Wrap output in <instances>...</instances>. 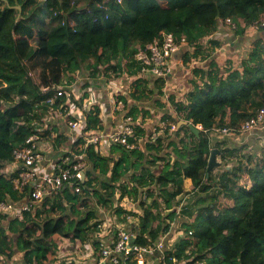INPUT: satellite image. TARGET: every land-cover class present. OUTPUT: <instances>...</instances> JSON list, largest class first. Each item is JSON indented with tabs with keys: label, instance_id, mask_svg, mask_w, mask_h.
Listing matches in <instances>:
<instances>
[{
	"label": "trees",
	"instance_id": "trees-1",
	"mask_svg": "<svg viewBox=\"0 0 264 264\" xmlns=\"http://www.w3.org/2000/svg\"><path fill=\"white\" fill-rule=\"evenodd\" d=\"M86 9L97 19L95 23L83 13ZM263 13L264 0H0V166L11 160L14 150L25 145L34 132V122L47 112L45 88L70 83L74 73L86 67H106L137 76L131 95L148 98L138 67H122L123 61L133 57L137 45L150 43L162 32L171 33L176 38L183 36L186 45L194 49L184 62L206 61L204 49L215 44L208 38L219 20H242L249 27ZM71 21L75 22L74 29L69 26ZM194 74L193 87L182 100L169 98L175 117L166 115L162 120L180 117L200 125L197 137L180 125L178 132L189 134L190 140L178 134L176 143L164 130V135L146 143L150 152L147 158L140 150L131 153L122 147H114L110 157L90 155L88 162L94 169L109 170V162H113L107 181L87 173V180L80 184L85 198L66 190L43 211L57 209L61 213L52 222L36 223L25 215L10 220L8 232L0 225V255L13 257L16 244L26 252L23 264H46L70 242L81 247L92 227V211L85 208L88 198L100 201L104 189L106 197H112L116 188L113 183L131 170L140 186L155 187L149 189L151 202L142 204L140 235L145 233L155 240L170 229V224L178 220L176 211L168 213L169 222L165 223L158 212L159 200L172 206L175 198L186 192L184 180L191 179L194 201L179 214L184 220L182 229L193 231L196 250L186 254L190 240H180L176 258L188 260L195 255L205 264H264V161L251 165L254 155H244L240 157L243 160H236L235 165L221 172L228 164L226 155L236 150L211 143L208 134L216 120L222 122L227 117L229 124H238L264 106V48L256 43L240 67L226 68L211 60L207 71L196 67ZM130 114L137 119L139 111L131 109ZM98 116L99 110L88 115V128L100 126ZM135 134L138 139L144 135L140 122ZM168 148L170 152L163 154ZM212 148L218 149L221 158L216 175L200 168L207 166ZM13 177L0 174V200H21L22 195L13 188ZM97 184L101 190L93 191ZM222 190L236 195L226 197L218 207L216 201ZM67 207L74 210L76 220L65 215ZM6 219V215H0V221ZM71 223L73 235L69 232ZM167 264L173 262L167 260Z\"/></svg>",
	"mask_w": 264,
	"mask_h": 264
},
{
	"label": "built area",
	"instance_id": "built-area-1",
	"mask_svg": "<svg viewBox=\"0 0 264 264\" xmlns=\"http://www.w3.org/2000/svg\"><path fill=\"white\" fill-rule=\"evenodd\" d=\"M121 1L116 0L117 3ZM83 13L91 17L92 23L97 21L92 17L90 9L84 10ZM223 21L232 29L236 28L229 18ZM69 26L74 29L75 22L71 21ZM248 28L253 31L264 29V13L252 21ZM182 45H186L183 36L176 38L171 33L162 32L150 43L144 46L137 45L133 57L123 61L122 67L131 65L133 70L138 67V75L141 78L165 81L177 65L175 56ZM261 45L264 48V42ZM128 76L131 75L120 69L91 68L76 71L70 83L54 84L43 90L48 94L45 100L48 105L47 112L39 122H34V132L26 139L25 145L14 150L11 160L0 166L1 175L7 169H11L10 175H14L13 188L22 195L18 202L10 199L0 200V215L15 214L20 219L28 215L37 222L48 205L54 203L57 197H61L64 191L67 190L72 196L83 195L80 184L87 180L90 155L110 157L114 147H122L131 153L140 150L139 140L135 134L139 120L130 114L126 100L121 98L124 93H131L127 82ZM100 91L112 99L113 113L120 117L117 124L108 132L101 129V124L95 128H88L87 125L88 115H93L99 110L96 96ZM98 118L100 119V116ZM226 121L224 126H214L210 129L208 134L211 142L218 136L235 138L242 134L253 135L256 131L264 132V106L238 124H229L228 119ZM199 127L202 130V127ZM164 130L175 134L178 125L175 121H161L159 127L154 128L150 140ZM65 136L71 139V147L54 158H47L46 154L53 153L55 145L61 143ZM112 165L113 162H109L106 174L108 178ZM200 168L206 169V166ZM113 185L116 188L112 197H106L104 189L101 190L102 199L100 201L95 199L97 201L95 207L101 218L92 220V227L83 237L81 247L72 244L71 253L63 257L65 260L63 264H167V260L173 264H205L195 255L188 260H178L175 256L176 244L180 240H190V244L185 248L186 254L189 255L196 250L193 231L186 232L181 227L184 220L180 219L179 213L185 205L176 208L173 204L168 207L164 200H159L158 212L164 222H169L166 219L169 212L176 211L179 230L172 234V224L176 222L174 221L168 231H162L155 240H152L145 233L140 235V232L142 204L151 202L149 189L155 187L140 186L131 170L124 172ZM95 190L97 188L93 187V191ZM134 190H137L136 194L131 193ZM88 199L93 200L94 197L90 196ZM65 203L66 200L62 199V204ZM139 240H144L145 243L142 244ZM64 247L65 250L61 249L60 253L67 251V247ZM52 258V262L54 261L52 264H58L54 260L58 256ZM13 260V257L7 259L0 256V264H16L12 263Z\"/></svg>",
	"mask_w": 264,
	"mask_h": 264
},
{
	"label": "crops",
	"instance_id": "crops-1",
	"mask_svg": "<svg viewBox=\"0 0 264 264\" xmlns=\"http://www.w3.org/2000/svg\"><path fill=\"white\" fill-rule=\"evenodd\" d=\"M234 24L236 25V28L232 29L223 20H219L215 25L213 33L208 38V40L215 42V44L205 49L204 45H199L201 46V49L203 48L205 51L203 55H208V59L206 61L190 60L184 62L186 55L191 56L194 49L188 45H182L180 46L179 52L175 56L177 65L174 67L173 72L165 81L151 78L146 80L138 75L144 82L143 86L147 89L146 95L148 98L137 99L132 96L131 93H124L125 95L121 96V98L123 97L126 100L130 110L135 109L139 111L137 118L142 125L144 135L138 139V144L140 151L144 152L145 156L150 153L146 150V143L151 139L152 133H154V128L159 127L161 121H163L162 117L170 115L172 118H174L176 115L175 108L170 102V99L180 101L183 99L185 93L192 89L193 79L196 78L194 74V69L196 67L207 71L209 62L211 60H214L216 63L221 66L223 65L226 68L230 66L240 67L241 61L248 57V54L256 45V43L264 42V29L253 31L248 27H245L242 20H239ZM136 77L137 76L133 77L131 75L127 78L130 91H132V81L135 80ZM150 91L152 93L148 94ZM96 98L100 113L99 116L101 129L105 132L111 131L112 127L115 126L120 120V117L117 115V113H113L111 102L112 99H110L105 92L101 91L99 92V95L96 96ZM143 113L144 119H141ZM227 119L228 118L226 117L225 121ZM173 121H175L177 125L180 126L181 124L179 125V122L182 120L180 117H177ZM217 123L218 120H216V124ZM199 126L200 125H197L195 127L198 129V131H201ZM178 134L180 137H184L187 141L190 140L189 134L185 132L177 131V133L172 135L169 133V135L172 136V139H175L176 143H178V138L176 137ZM214 142L221 143V148L228 147L236 150V152H234L236 155L239 154L240 151L246 149H251L253 153L257 142H259L262 147L264 146V132L256 131L253 133V135L242 134L235 138L230 136H218L217 138H214V141L211 143L214 144ZM70 147L71 139L65 136L61 143L55 145V151L53 153H47L46 157L54 158L59 155L60 152L67 151ZM169 152L170 148L164 150L163 154ZM216 161H221L219 155L217 156ZM233 162L234 161H231L230 163ZM88 164L90 165V162H88ZM88 173L91 174V176H97L99 179L103 178V175L99 174L100 172L97 168H89ZM10 174L11 169L9 168V170L7 169L3 175L9 176Z\"/></svg>",
	"mask_w": 264,
	"mask_h": 264
},
{
	"label": "rangeland",
	"instance_id": "rangeland-1",
	"mask_svg": "<svg viewBox=\"0 0 264 264\" xmlns=\"http://www.w3.org/2000/svg\"><path fill=\"white\" fill-rule=\"evenodd\" d=\"M90 69H91L90 67H86L83 70L86 71V70H90ZM141 119H144V117L142 118V116H141ZM226 122L227 121H222V122L218 121L216 126H224L226 124ZM164 133L165 132H161L159 135H162V134L164 135ZM237 155H239V156L236 157L235 153H233L232 155H228V156L226 155L225 159H226L228 164H227L226 167L224 165L225 168L223 167L221 172L226 170V169H228V168H230V167H232L233 165H235L236 160H239V161L243 160V158L241 159L240 157L244 156V155L247 156V158H248V156L252 157V155H254L251 165H254L258 161L261 162L260 159H262V162H263L264 161V146L262 147L260 145V143L257 142L255 147H254L253 153H252L251 149H249V150L246 149V150L240 151V153L237 154ZM146 158H147V156H146ZM231 161H234V162L230 163ZM220 163H221V161H220ZM89 168L93 169V167L91 165H90ZM219 168H221V167H219ZM97 169L100 172L99 174L105 175L102 179H104V181H107L108 176H106V174H107L108 170H106V169H104L102 167H98ZM217 169H215L213 171L214 172L213 175H216V173H219V170H217ZM136 172L138 173V171H136ZM215 185H217V182L215 183ZM95 187L97 188L96 191H100L101 190V187L98 184L95 185ZM184 187H185L186 192L181 194V195H179V196H177L175 198L174 207H176V208L180 207L181 205H189V204L193 203V201H194V198H193V193L194 192H192L194 185L192 184L191 179H185L184 180ZM222 189H224V188H222ZM222 191H223V193L218 196V200L216 201V204L218 205V207L221 206V204L224 201V198L232 197V195H236L234 193L233 194L230 193L227 190H225V191L222 190ZM224 195H226V196H224ZM82 197L85 198L86 196L82 195ZM96 203H97V201L95 199L89 200V204L85 206V208L88 206L89 210L92 211V220L101 218V214L99 213L98 209L95 207ZM79 210H82V208H79ZM64 212H65V215H68L70 219L76 220L77 215H76V213L74 212L73 209H70L69 207H67V208H65ZM60 216H61V213H58L57 209H54L53 211H50L48 213L47 212H43L36 223H39V222L41 223V222H45V221L52 222L53 220L57 219ZM6 217H7L6 220L0 221V225L3 226V228H5L4 231L8 232V230H7L8 229V227H7L8 223H9L10 220L14 219L16 216H15V214H8ZM180 219H182V217H180ZM171 230H172V234H175V233L178 232L179 226H178L177 221L172 224ZM69 232L73 235V233H74V224L73 223H71L70 226H69ZM13 237L16 238L15 235H13ZM72 244L73 243L70 242L67 245H65L67 247V251L65 253H60V250H59V252L57 251L53 255V256H55V255L58 256L57 259H54L55 262H58V264H63V262L65 261L63 257H65L66 255L71 253V249L70 248H71ZM14 249H15L16 253L13 256L14 260L12 261V263L23 264V260H24L23 255H26V252H24V250H21L20 246H17L16 244L14 245ZM63 249L65 250V247ZM0 256H2V255H0ZM51 259H53V258H51ZM53 262L51 260L50 262H47L46 264H52Z\"/></svg>",
	"mask_w": 264,
	"mask_h": 264
},
{
	"label": "water",
	"instance_id": "water-1",
	"mask_svg": "<svg viewBox=\"0 0 264 264\" xmlns=\"http://www.w3.org/2000/svg\"><path fill=\"white\" fill-rule=\"evenodd\" d=\"M185 125L188 127V129L197 137L199 134L198 129L191 123H188L186 121H180L179 125ZM189 151V149H188ZM219 155V151L216 148H212L210 150V154H209V159H208V163L206 166V172H212L215 169L219 168L221 166V163L219 161H216L217 156Z\"/></svg>",
	"mask_w": 264,
	"mask_h": 264
},
{
	"label": "bare ground",
	"instance_id": "bare-ground-1",
	"mask_svg": "<svg viewBox=\"0 0 264 264\" xmlns=\"http://www.w3.org/2000/svg\"><path fill=\"white\" fill-rule=\"evenodd\" d=\"M90 166V165H89ZM89 168V167H88Z\"/></svg>",
	"mask_w": 264,
	"mask_h": 264
}]
</instances>
